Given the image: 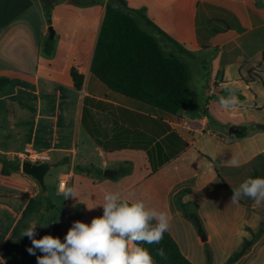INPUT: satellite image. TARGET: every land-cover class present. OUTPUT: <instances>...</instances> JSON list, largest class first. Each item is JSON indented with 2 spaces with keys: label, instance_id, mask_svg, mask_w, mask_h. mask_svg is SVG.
Returning a JSON list of instances; mask_svg holds the SVG:
<instances>
[{
  "label": "crops",
  "instance_id": "crops-1",
  "mask_svg": "<svg viewBox=\"0 0 264 264\" xmlns=\"http://www.w3.org/2000/svg\"><path fill=\"white\" fill-rule=\"evenodd\" d=\"M107 1L87 7L59 2L51 11L49 23L43 0H0V78L9 80L0 88L3 264L22 259L25 264H37V257L43 255L39 251L30 261L29 254L23 252L26 227L12 244L14 228L26 213L43 218L45 225L38 226L36 239L44 233L63 242L75 221L90 224L92 218L102 216L99 205L108 191L143 199L159 210L174 209L173 213L167 212L170 218L178 222L181 231L192 233L197 252L192 257L183 253L195 264L210 260L203 244L211 243L214 248L220 243L224 249H235L251 241L252 233L262 230L260 217L253 222L251 214L238 203H231V187L249 177H263L264 131L256 129L258 123H254L247 128L246 137L232 139L223 128L213 127L198 106L209 108L218 103L226 83H236L242 91L250 89L242 72L248 74L264 51V0L260 8L250 0H124L132 9H143L159 29L193 54L182 52L138 18L142 28L157 36L167 54L179 55L189 68L193 110L185 109L179 115L112 92L92 75ZM50 26L55 31L56 49L53 57L46 58L40 46L49 37ZM72 69L84 77L81 90L74 86ZM241 108L236 105L230 111L236 113ZM28 145L51 156L53 167L45 177V183L47 177L51 179L46 185L47 196L37 180L22 171L10 176L1 174V157ZM233 156L239 160V167L229 165ZM126 163L132 164L131 173L116 179L115 175L104 176L105 170H116L118 174ZM76 168H97L102 173ZM56 169L61 170L57 191L51 174ZM64 178L74 189L76 179L79 181L77 198H64ZM176 195L178 203L198 205L207 242L198 240L192 226L183 219L173 199ZM76 203L81 206L77 213L70 208ZM51 205L62 209H49ZM71 213L76 215L74 222L68 221ZM230 216L232 219H227ZM173 231L170 228L169 232ZM220 233L223 235L217 237ZM263 240L264 233L233 264H264ZM232 254L227 253L215 264H224Z\"/></svg>",
  "mask_w": 264,
  "mask_h": 264
},
{
  "label": "trees",
  "instance_id": "trees-1",
  "mask_svg": "<svg viewBox=\"0 0 264 264\" xmlns=\"http://www.w3.org/2000/svg\"><path fill=\"white\" fill-rule=\"evenodd\" d=\"M48 22L51 23V11L54 5L69 1L79 6L87 7L98 5L104 0H43ZM145 25L154 29L159 35L174 43L182 52L193 55L179 43L172 40L164 31L159 29L144 13V10L130 8L124 0H108L101 31L98 37L91 73L110 91L129 99L158 108L171 115H179L192 106L189 89V68L178 55L167 54L161 47L156 35L142 28L139 19ZM56 49V39L46 38L41 46V54L51 58ZM247 84L260 82L264 89V51L259 54L258 63L248 73ZM71 77L77 90L83 87L84 77L77 70L72 69ZM9 83L7 78H0V88ZM223 96L227 95L223 90ZM256 129L264 131V123L256 124ZM90 134L99 142L96 134L89 128ZM247 128H242L240 135L229 136L232 139L246 137ZM101 144V143H100ZM185 144V143H184ZM186 145V144H185ZM6 157V156H3ZM1 159V174L10 176L19 173L20 164ZM77 171L102 173L97 168H76ZM132 172V164L126 163L118 169L116 179ZM50 208L62 209L51 205ZM264 233V223L259 233L253 234L255 242ZM253 242V243H254ZM250 241L244 244V251L235 253L224 264H233L247 250ZM152 253L156 264H195L181 250L179 244L168 231L159 244L144 245ZM163 248L166 259L157 255L156 250Z\"/></svg>",
  "mask_w": 264,
  "mask_h": 264
},
{
  "label": "clouds",
  "instance_id": "clouds-1",
  "mask_svg": "<svg viewBox=\"0 0 264 264\" xmlns=\"http://www.w3.org/2000/svg\"><path fill=\"white\" fill-rule=\"evenodd\" d=\"M223 87L227 95L219 97L218 103L222 109L230 110L239 103L236 88L227 83ZM228 163L240 166L235 156ZM61 192L65 199L77 198L73 187H62ZM242 198L252 200L257 208L264 207V177H249L233 189L231 203ZM99 206L102 216L92 218L90 224L75 221L63 242L52 235L36 239L37 224H31L22 236L31 240L30 254L35 255L37 249L43 253L37 257V264H156L144 245L161 243L171 228L169 213L148 206L143 199L125 197L119 191L106 192ZM156 252L167 258L163 248Z\"/></svg>",
  "mask_w": 264,
  "mask_h": 264
},
{
  "label": "rangeland",
  "instance_id": "rangeland-1",
  "mask_svg": "<svg viewBox=\"0 0 264 264\" xmlns=\"http://www.w3.org/2000/svg\"><path fill=\"white\" fill-rule=\"evenodd\" d=\"M250 1H254L255 6L257 8H260L261 6V0H250ZM216 23L218 24L219 22L216 21ZM215 29L219 30V27L215 26ZM244 78L246 80H249V75L244 73V70L242 72ZM235 88H236V94L238 96V99L240 100L239 103L237 104V106L239 107L240 105H242V108L237 110L236 113H232L230 110H224L222 109L218 103H214L212 104L209 108H206L205 105H200L198 106L200 109H202V111L205 113V115L211 120L213 127H221L223 128L224 132L227 134L229 132V130L231 128H237L240 129L242 127L248 128L250 125H253L254 123H264V89L261 86L260 82L256 81L253 82L252 84H250V89L249 88H244L243 91L241 89L238 88V84L233 83L232 84ZM200 88H197V91H199ZM190 110H193L192 108H190ZM7 138V137H6ZM5 138V139H6ZM8 140V138H7ZM23 147V146H22ZM2 159V157H1ZM3 159H6L10 162H17L13 159L12 155H8L6 157H3ZM261 161L263 163V170H264V157L261 158ZM21 170V167H20ZM61 172V170L56 169L54 170L51 174L53 175V180H54V185L56 188V191L58 190V185H59V173ZM263 177H264V173H263ZM64 180H67L66 178H64ZM46 185H50L51 183V179L49 177H47L46 180ZM65 187H70V181L67 180V183L65 184ZM237 185H234L231 187L232 191V195H233V189L237 188ZM79 188V181L76 179L75 181V189ZM4 189L3 185L0 184V191H2ZM53 193V192H52ZM172 194L170 193V195H168V198L171 199ZM174 197V196H173ZM177 195L173 198L174 201L177 203L179 212L181 213L183 219L185 220L186 223L190 224V226H192V228L194 229V231L196 232L195 235L197 237L198 240L202 241V236H204V242H207V231L205 228V223L203 221V218L201 217L200 213H199V208L198 205L194 202H186V203H178V198H176ZM240 208L244 211H247L248 214L252 215L253 218V222L255 219H257L258 217H260L261 221L264 223V207H260L257 208L254 206V202L248 200L247 198H242L239 202H238ZM70 208H72V210L75 211V213H77V211L80 210L81 206L80 204H75V206H71ZM231 209H233V207H230ZM165 212H169L171 211L172 213L174 212V209H168V210H162ZM250 212V213H249ZM75 213H71L68 216V221L69 222H74L76 220V215ZM257 217H256V215ZM35 219V224H37V226H42L44 227V223H43V218L40 216H33L30 212L26 213L25 218L17 225L15 229V236L12 240V244H15L14 242L17 240V237L19 235V232L22 230H25L27 228L30 227L31 221ZM227 219H232L231 216ZM10 221H13V219H11ZM228 221V220H225ZM228 223H222V225H227ZM71 226H69L70 228ZM8 229H10V227H8ZM171 229L174 230L172 234L173 237H175V239L180 243V246L182 248V252H184L186 255H188L189 257H192L195 255V252H197V250H195V248L193 247L192 244V240H191V236L192 233L188 234L187 232H183L182 227L178 226V222H176L175 219L171 218ZM179 230V231H178ZM13 231V229H12ZM252 233V237H253ZM45 234L42 233L40 238H42ZM221 237L223 234H217V237ZM254 239H252L250 242V244H252L254 241ZM28 242H29V238L27 236H25V240L23 242V252L29 254V260L33 261L36 258V254L37 252H39V250L37 249L35 251V255H32L28 252ZM237 244V243H236ZM211 243H205L203 244L204 248H205V255L206 258L208 257L210 260H206V264H215L218 261L222 260V258H224V256L227 253L232 252V256L235 253H239V252H243L244 251V245L243 247H236L235 249H224L223 248V244L220 243H215L214 248H212ZM262 245H264V240L262 242ZM249 247V246H248ZM210 252V254H209ZM212 257V260L211 258ZM25 259H22L21 261L15 260V262L13 263H8V264H25ZM0 264H3L0 261Z\"/></svg>",
  "mask_w": 264,
  "mask_h": 264
},
{
  "label": "water",
  "instance_id": "water-1",
  "mask_svg": "<svg viewBox=\"0 0 264 264\" xmlns=\"http://www.w3.org/2000/svg\"><path fill=\"white\" fill-rule=\"evenodd\" d=\"M54 36H55L54 28L52 26H50L49 27V37H50V39H54ZM241 133H242V130L237 129V128H231L228 132L229 136L240 135ZM52 167L53 166L50 163L32 164L30 162H24L22 164L21 171H22V173L36 179L37 182L39 183L40 187H41L42 192L47 196L48 191H47V187H46V183H45V177L52 170ZM116 174H117L116 170H105L104 171V176L108 177V178H111ZM39 231H40V228L38 226H36L35 238H37ZM202 239L203 240L205 239L204 236H202ZM31 246H32L31 240L29 239L28 248H30Z\"/></svg>",
  "mask_w": 264,
  "mask_h": 264
},
{
  "label": "built area",
  "instance_id": "built-area-1",
  "mask_svg": "<svg viewBox=\"0 0 264 264\" xmlns=\"http://www.w3.org/2000/svg\"><path fill=\"white\" fill-rule=\"evenodd\" d=\"M10 155H12L13 159L20 164V167H22V164L24 162L38 164V163H50L51 161V156L48 152L35 150L30 145L25 146L23 150ZM65 183L66 182H61V189L62 187H65Z\"/></svg>",
  "mask_w": 264,
  "mask_h": 264
}]
</instances>
